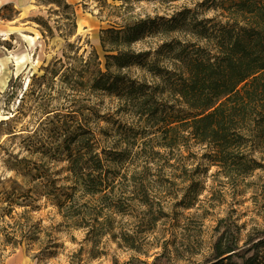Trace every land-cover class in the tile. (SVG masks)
Returning <instances> with one entry per match:
<instances>
[{
  "label": "rangeland",
  "instance_id": "1",
  "mask_svg": "<svg viewBox=\"0 0 264 264\" xmlns=\"http://www.w3.org/2000/svg\"><path fill=\"white\" fill-rule=\"evenodd\" d=\"M201 1L0 0V264H207L220 233L247 248L264 232V155L251 174L225 177L209 147L190 141L157 149L131 175L105 172L115 187L97 195H81L68 181L65 150L76 127L94 134L105 165L113 154L101 150L112 151L118 139L115 121L120 129L142 127L116 98L91 89L109 55L101 32L126 18L169 19L183 9L214 17ZM177 31L130 49L154 55L162 43L184 46L188 38ZM128 74L144 77L138 69ZM147 127L138 139H156Z\"/></svg>",
  "mask_w": 264,
  "mask_h": 264
},
{
  "label": "trees",
  "instance_id": "2",
  "mask_svg": "<svg viewBox=\"0 0 264 264\" xmlns=\"http://www.w3.org/2000/svg\"><path fill=\"white\" fill-rule=\"evenodd\" d=\"M170 1L177 0H119V6ZM95 2L108 6L106 0ZM205 4L214 17L201 19L195 9H183L169 19L126 18L101 32L109 55L104 57L103 69L88 81L92 91L116 98L119 110L136 116L140 126L152 128L155 132H148L157 137L138 139L147 134L138 131L142 127L120 129L115 121L118 139L112 151L101 150L106 156L113 154L105 165L93 143L94 134L76 127L73 147L65 150L64 159L75 192L97 195L113 189L115 183L105 172L116 169L131 175V169L152 163L157 149L172 152L190 141L209 147L225 177L233 173L244 177L262 166L264 0H202L198 7ZM177 30L188 38L184 46L162 43L154 55L130 49L146 37H165ZM132 69L140 70L143 79H132L128 74ZM248 144L253 148L249 150ZM141 158L144 161L137 163ZM247 242L250 247L242 248L232 233H220L206 263L264 264V232Z\"/></svg>",
  "mask_w": 264,
  "mask_h": 264
}]
</instances>
